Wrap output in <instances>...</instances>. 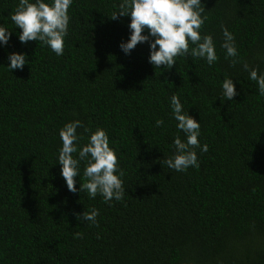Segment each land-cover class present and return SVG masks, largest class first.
Returning <instances> with one entry per match:
<instances>
[{"label":"trees","instance_id":"trees-1","mask_svg":"<svg viewBox=\"0 0 264 264\" xmlns=\"http://www.w3.org/2000/svg\"><path fill=\"white\" fill-rule=\"evenodd\" d=\"M118 2L73 0L56 56L21 43L10 19L18 0H0V25L12 32L0 47V264H264V97L242 68L264 71V0H201V35L213 37L218 60L177 57L171 69L148 63V42L121 51L130 17L111 19ZM221 26L235 37L234 65ZM14 52L28 63L11 72ZM225 76L232 101L220 98ZM173 94L208 145L196 149L199 167L183 172L163 164L177 134ZM76 119L106 130L124 172L122 200L67 189L59 129ZM92 208L95 224L76 219Z\"/></svg>","mask_w":264,"mask_h":264},{"label":"clouds","instance_id":"clouds-1","mask_svg":"<svg viewBox=\"0 0 264 264\" xmlns=\"http://www.w3.org/2000/svg\"><path fill=\"white\" fill-rule=\"evenodd\" d=\"M73 0H18L10 19L20 29L18 39L21 43L38 41L46 45L56 56L64 51V39L68 34V9ZM201 0H119L111 14V19L130 17L127 27L130 31L127 41L119 45L128 55L138 43L148 42V63L154 68L171 69L176 65L177 57L190 56L204 60L208 66L217 60L216 46L211 35H201L206 16ZM225 59L231 58V64L238 63V51L235 37L226 27L221 26ZM146 33V34H142ZM12 32L0 25V47L7 45ZM192 45V47H190ZM7 68L11 72L22 69L28 63L25 53H10L7 56ZM247 79L254 81L259 96L264 97V71L258 72L247 63H242ZM221 101H232L237 95L233 78L225 76L220 84ZM171 119L175 121L177 134L172 140L173 154L163 160V164L176 172L188 168H198L196 149L200 153L208 151L207 144H201L200 122L183 110L179 97L169 98ZM164 126L162 119H156L154 127ZM77 129H83L78 132ZM183 133V139L179 135ZM86 143L80 142L85 139ZM61 146L58 149L56 163L60 165V176L70 192H86L89 199L101 196L105 203L122 200L124 172L120 168L117 152L110 147L109 136L105 129L97 127L91 131L80 120L66 122L59 129ZM75 154V155H74ZM83 163L81 176L80 165ZM79 178V189L76 188ZM83 182H80V180ZM98 210L86 209L77 213L76 219L82 222L96 223ZM75 233L74 237H79Z\"/></svg>","mask_w":264,"mask_h":264}]
</instances>
